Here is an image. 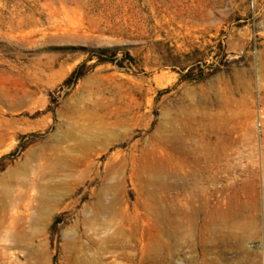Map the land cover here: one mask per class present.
<instances>
[{
	"label": "rangeland",
	"instance_id": "obj_1",
	"mask_svg": "<svg viewBox=\"0 0 264 264\" xmlns=\"http://www.w3.org/2000/svg\"><path fill=\"white\" fill-rule=\"evenodd\" d=\"M262 46L264 0H0V264H264Z\"/></svg>",
	"mask_w": 264,
	"mask_h": 264
},
{
	"label": "crops",
	"instance_id": "obj_2",
	"mask_svg": "<svg viewBox=\"0 0 264 264\" xmlns=\"http://www.w3.org/2000/svg\"><path fill=\"white\" fill-rule=\"evenodd\" d=\"M263 50H264V46H262L260 48V53H262ZM258 76H259V83L264 84V60H263V56H260Z\"/></svg>",
	"mask_w": 264,
	"mask_h": 264
},
{
	"label": "bare ground",
	"instance_id": "obj_3",
	"mask_svg": "<svg viewBox=\"0 0 264 264\" xmlns=\"http://www.w3.org/2000/svg\"><path fill=\"white\" fill-rule=\"evenodd\" d=\"M5 191V190H4ZM21 191V190H20ZM20 196V195H19ZM10 206V205H9ZM5 207V206H4ZM107 207V206H106ZM11 208V207H10ZM5 209V208H4ZM4 209L2 208V211H4ZM14 209V208H13ZM108 209H110V208H108ZM5 212V211H4ZM108 212H110V211H108ZM116 212V211H115ZM0 213H1V210H0ZM114 214H116V213H114ZM2 216H4V213H3V215ZM12 217V216H11ZM13 218V217H12ZM112 218V217H111ZM114 218V217H113ZM15 219V218H14ZM120 219H122V218H120ZM108 221V220H107ZM112 221V220H111ZM106 222V221H105ZM37 223H39V222H37ZM109 223V222H108ZM121 223V222H120ZM124 224V223H123ZM122 225V224H121ZM125 225V224H124ZM117 226V225H116ZM0 228H1V225H0ZM16 228V227H15ZM121 228V227H120ZM117 230H119V229H117ZM15 232V231H14ZM13 232V233H14ZM26 233V232H25ZM116 233V232H115ZM114 233V234H115ZM120 233V232H119ZM0 234H2V231H1V229H0ZM11 234V233H10ZM22 234V233H21ZM109 235V234H108ZM13 236V235H12ZM124 236V235H123ZM0 237H1V235H0ZM7 237V236H6ZM32 237V236H31ZM13 238V237H12ZM100 238V237H99ZM11 239V238H10ZM6 241V240H5ZM99 241V240H98ZM30 242V241H29ZM31 243V242H30ZM109 243V242H108ZM26 244V243H25ZM111 244V243H110ZM154 244V243H153ZM89 245V244H88ZM27 247H29V246H27ZM43 257V256H42ZM103 263V262H102ZM104 264V263H103Z\"/></svg>",
	"mask_w": 264,
	"mask_h": 264
}]
</instances>
